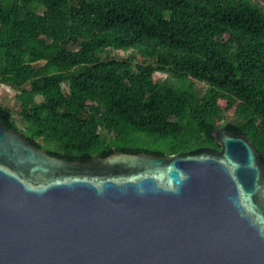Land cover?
I'll list each match as a JSON object with an SVG mask.
<instances>
[{"label":"trees","instance_id":"16d2710c","mask_svg":"<svg viewBox=\"0 0 264 264\" xmlns=\"http://www.w3.org/2000/svg\"><path fill=\"white\" fill-rule=\"evenodd\" d=\"M0 82L2 123L54 156L219 148L222 125L264 164V0H0Z\"/></svg>","mask_w":264,"mask_h":264},{"label":"water","instance_id":"95a60500","mask_svg":"<svg viewBox=\"0 0 264 264\" xmlns=\"http://www.w3.org/2000/svg\"><path fill=\"white\" fill-rule=\"evenodd\" d=\"M219 148L67 160L0 120V264H264V164Z\"/></svg>","mask_w":264,"mask_h":264},{"label":"rangeland","instance_id":"374dc122","mask_svg":"<svg viewBox=\"0 0 264 264\" xmlns=\"http://www.w3.org/2000/svg\"><path fill=\"white\" fill-rule=\"evenodd\" d=\"M103 55H110L115 57H125L129 56L130 59L133 62H142V63H148L151 62V58L141 56L136 51L132 49H126V50H117L113 48H108ZM155 77L159 80L168 77L166 73L156 72ZM202 84L199 83V86L201 87ZM18 91V89L12 87L9 84H4L0 82V101L2 104L7 106L9 109H11L13 113V119L19 123L20 121V115H19V104L15 100L14 95ZM227 118H224L223 121H225Z\"/></svg>","mask_w":264,"mask_h":264}]
</instances>
